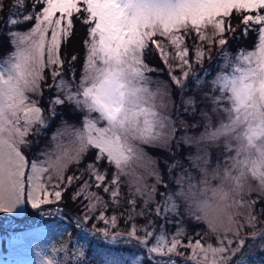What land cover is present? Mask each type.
<instances>
[{"label": "snow or ice", "instance_id": "1", "mask_svg": "<svg viewBox=\"0 0 264 264\" xmlns=\"http://www.w3.org/2000/svg\"><path fill=\"white\" fill-rule=\"evenodd\" d=\"M29 3L31 9L24 11ZM5 8L10 13L6 23L14 29L6 35L15 50L0 62V213L17 212L26 202L33 209L61 202L73 188L70 199L79 208L73 218L76 229L89 231L86 223L99 221L103 226L92 223L91 230L102 239L135 241L147 257L155 258V264H175L173 256L185 255L181 248L190 251L188 259L195 264H233L246 243L240 235L243 229L254 230L253 240H264V229L255 231L264 221L253 211L264 200V0H13L11 5L0 0V12ZM233 16L240 19L241 35H256L253 48H240L235 57L227 50L230 37H226L236 32ZM74 17L87 28L78 80L73 66L77 56L66 61L60 55L62 42L73 33ZM32 21L27 30H15ZM193 33L200 43L190 48L186 40ZM150 46L167 67L171 83L153 81L148 75L161 71L144 59ZM213 47L221 49L223 63L216 76L206 81L194 67L212 59ZM66 64L68 78L60 70ZM229 67L231 71H224ZM45 69L50 71L51 84H46ZM190 77L196 91L205 83L211 85L202 92L211 108L200 109L201 120L191 124L179 108L177 119L160 111L173 104L174 85L183 112L197 114L198 101L185 96ZM42 84L55 89L47 117L39 99L29 95L42 97ZM66 103L83 114L82 126L62 118L52 136L55 147L37 154L43 159L29 161L22 148L30 145L27 138L33 127H47L57 108ZM201 127L197 135H188L190 128ZM180 129L184 135L177 139ZM173 141L177 150L181 144L196 147L195 155L185 156L191 169L182 168L183 162L175 158ZM141 145L161 148L174 157L164 160L168 181L159 159ZM90 151H95L93 159L79 167ZM213 151L223 157L222 164L218 158L213 166ZM102 163L108 167L102 168ZM73 165L76 172L68 175ZM137 167L154 182L147 183ZM109 168L114 169L111 174ZM178 168L182 171L174 176ZM122 178H128L126 200ZM159 188L165 191L159 192L157 200ZM253 193L255 199L246 198ZM137 198L142 201L139 207ZM182 204L189 218L206 224L208 239L184 242ZM153 215L165 222L177 217L176 231L169 235L162 225L156 233L154 221L148 218ZM138 218L147 223L138 225ZM121 220L126 232L115 231ZM66 236L59 247H52L53 255L43 256L42 264H70L86 257L71 233ZM259 249L264 251V243ZM61 253L63 258L57 259ZM147 257L134 254L130 260L111 258L104 264H144ZM235 264L252 262L242 256Z\"/></svg>", "mask_w": 264, "mask_h": 264}, {"label": "rangeland", "instance_id": "2", "mask_svg": "<svg viewBox=\"0 0 264 264\" xmlns=\"http://www.w3.org/2000/svg\"><path fill=\"white\" fill-rule=\"evenodd\" d=\"M8 3L11 5L13 3V0H8ZM30 4V3H29ZM31 5V4H30ZM31 9V6H27L24 11H28ZM39 9H37L38 11ZM19 11V10H16ZM5 13L4 11L0 12V16ZM9 10L7 11V14H5L4 19L1 21L2 26L0 25V34L4 32H8L10 30H14L13 26L7 25L6 21L9 18ZM74 20V29L79 30L82 35V41L86 38L87 28L86 26L80 22V20H77L75 17ZM35 21L28 22V23H22L20 25L15 26V30L24 31L28 28L32 27ZM240 24V19L237 16L232 17V26L237 29V32L234 33V36H237L240 40L239 43H245L247 38H249L250 34L247 38H245L243 35H241L240 28L237 27V25ZM82 27L84 28V31L82 30ZM73 29V30H74ZM209 33L211 32V29L208 30ZM240 34V35H239ZM234 37L232 33H227L226 37ZM9 39V37H8ZM256 40V35L252 33L251 35V41L248 42V45H244L241 48L245 49H252L254 41ZM187 44L191 48L194 43H200V41L197 39V36L193 33L189 37H187L186 40ZM63 42L61 44L60 49V55L62 58V48ZM237 45V46H238ZM230 43L227 45V50L229 51ZM239 49V47H237ZM15 50V46L10 43L7 45L6 50L1 52L0 54V62H3L11 52ZM78 49L74 55H77L79 53ZM221 49L217 47L212 48V60L207 63L205 60L203 65H195L194 71L199 75L205 77L206 81L212 80L216 74L221 70L219 68V65L223 63L222 57L219 55ZM230 52V51H229ZM83 57L85 56V47L83 49ZM233 57L237 54V51H231ZM155 54V51L150 49L146 51L144 59L146 60V56L153 57ZM194 55V53H193ZM214 55H218L217 57H213ZM78 58V57H77ZM85 60V57H84ZM79 58L75 62L77 64L79 62ZM211 62V63H210ZM84 61L76 65L74 68L76 70V77L77 80L82 72ZM150 66H153L150 64ZM156 69H159L161 71L159 72H151L148 73V75L152 78L153 81L155 80H166L169 81L163 75L164 69L157 68L155 65L153 66ZM205 69L208 71L205 72ZM224 71H231V67L224 69ZM168 72V70H167ZM44 74L49 80L50 78V71L49 69H45ZM65 77L68 78L69 74L64 73ZM179 74V70L177 69V73ZM169 75V74H168ZM171 83V81H169ZM188 91L185 92V96H194L196 100L198 101L197 104V114L194 115H188L187 113L183 112V105L181 104L180 100V93L178 89L173 85L171 90V100L173 101V104L169 106V108L166 109H160L164 114L170 115L173 119H177L176 112L177 108H179L182 118L187 120L190 124L196 121H200L201 117L198 115V112L200 109H209L211 108V104L209 101L205 100L202 97V92L209 91L211 85L205 83V85L200 89V91L195 90L194 80L190 77L188 80ZM153 89H155L156 85L155 83L150 85ZM42 88H46L42 85ZM48 91H45L43 94V100L42 97H37L31 93L29 95L33 99H39L40 101V107H42L44 111V115L47 117L48 115V108L47 105L48 101L51 97L55 95V89H46ZM53 93V95H51ZM214 94V93H212ZM178 95V96H177ZM180 101V102H179ZM159 103V101H157ZM68 108L72 111L71 117L69 120H66L69 124H73L77 127L82 126L81 125V119H82V113L74 111L71 105H67ZM58 110H61V106L58 107ZM60 113V112H59ZM59 113L55 116V118H51L50 122L48 123L47 127L41 128L39 125H36L32 129V133L27 139L31 142L29 146L23 147L22 151L25 152L26 156L28 157L29 161L32 159H43V157L38 156L37 154L42 151H50L55 147V141L52 140L53 133L56 132L58 128L61 127V120L62 118L58 117ZM59 118V119H58ZM177 127L179 125L177 124ZM39 130V131H37ZM203 128L199 129H189L188 135H197L200 131H202ZM181 135H184V130L180 129L177 134L176 138L178 139ZM34 143H39V147L35 148L33 150L32 145ZM182 146L179 147V150L176 149L175 142L173 141L172 149L173 151H176V157L179 158L183 164L182 168H189L191 169L190 162L185 159L186 155H195L196 154V147H187L181 144ZM145 148V151L147 154L151 157H155L159 159V168L164 172V179L165 181H168V173L166 171V167L164 164V160L167 159L171 161L174 159L168 151L163 150L158 147H148L143 146ZM158 149V151H157ZM27 150V152H26ZM89 154V153H88ZM231 153H229L230 155ZM95 154H90L88 157L86 156L83 160V162L80 164L79 167L83 168L90 160L93 159ZM33 157V158H32ZM221 160V164L223 163V157L219 156L216 151H213L212 153V161L213 166H215V162L217 159ZM102 168H107V164H101ZM182 168L175 169L173 172V175H177L180 171H182ZM109 174H111L112 171H114L113 168L108 169ZM136 171L142 175L145 176L146 182L151 184L153 183V179L151 177H148L147 172L140 167L136 168ZM193 174L197 176V179L199 178V174L195 172L194 169H192ZM76 172V166L73 165L70 167L68 171V175L73 174ZM78 174V173H77ZM125 180V183L122 185V192L125 194V200L128 198V185H127V179L128 178H122ZM169 187L173 190L176 189V185L172 182H169ZM74 191L73 188H69L68 191L64 194L63 200L61 202H57L54 204H48V205H42L39 209H33L36 212V215L32 218L25 217L27 214H29V208L31 207L30 203L26 202L24 205H22L17 212L14 213H0V227L3 228H10L9 232H11L10 235L7 236V239L9 241H12L8 247H2L0 248V264H42L43 256L45 254L47 255H53L51 249L53 246L59 247L66 239V233H71V236L77 241L78 244L82 245L85 252L86 257L81 258L80 261H71L70 264H86L88 260H90L91 264H104L105 261L111 259V258H123L125 260H130L134 254L142 255L147 257L146 250L140 246L137 242L133 241L131 244L127 243L124 238H121L120 241L116 243H112L110 240H104L101 238L99 233H95L93 230H91V224L95 223L97 227H102L103 225L99 221H92L88 222L85 225V228H88L89 231H84L83 229H76L74 227V214L79 212L78 208V202L77 205H74L72 207H69L68 205H65V201L67 198L66 194L70 192V194ZM165 191L164 188H159L156 199L160 200L161 197L159 195V192ZM108 197L105 195V199ZM255 199L256 194L253 193L251 197H246ZM138 200V207L142 203V201L137 198ZM54 205V206H51ZM51 206V207H49ZM66 206V207H65ZM124 207H127V204H124ZM264 208V200H261L259 203L255 205V208L253 211L255 214L259 216V219L261 221H264V214L260 213V209ZM56 209H60L59 212L56 211ZM123 209H119L118 211H122ZM242 211V210H241ZM51 212V214H48ZM22 216V220H17L18 217ZM25 217V218H24ZM15 218V219H14ZM149 219H152L155 224L154 231L156 233H159L161 231V226L163 225L166 232L171 235L176 231L177 228V217L170 216L169 222H165L163 220L162 225H160V217L157 216H151L148 217ZM180 218L182 219V227L186 229V236L184 237V242H188V238H192L193 242L195 239H200L201 237H204V239H208V237H205L204 234L208 232L207 226L203 222H195L193 219L189 218V216L184 211L183 204L181 205L180 209ZM26 220V221H25ZM136 223L138 225H144L147 223V220L144 218H138L136 220ZM101 224V225H100ZM198 225V226H194ZM190 227V228H188ZM192 227L195 228V230H192ZM260 229H264V223H259L257 225V228L255 231H259ZM128 230L127 226L124 224L123 220L120 221L119 227L115 229V231H121L126 232ZM153 230V229H149ZM254 230L251 228H245L241 231L240 235L245 237L246 243L244 248L241 250L240 254H237V256L233 259V264H235L236 260L241 259V257H246L252 264H264V251H261L259 249V246L261 243H264V240H261L260 238H257L255 240L252 239V232ZM141 234V233H139ZM211 242L216 243L215 237H211ZM181 252H184V257L179 256H173V260L175 261V264H195V262H192L188 259L190 257L191 253L190 251L181 248ZM57 259H62L63 254H56ZM144 264H155V258L147 257L144 260Z\"/></svg>", "mask_w": 264, "mask_h": 264}, {"label": "trees", "instance_id": "3", "mask_svg": "<svg viewBox=\"0 0 264 264\" xmlns=\"http://www.w3.org/2000/svg\"><path fill=\"white\" fill-rule=\"evenodd\" d=\"M28 6H31L30 4H28ZM37 9H39V8H37ZM7 11H8V8H5L4 9V12L5 13H3V15L2 16H0V25L2 26V23H1V21L4 19V15L5 14H7ZM82 30H83V32H85L84 31V28L82 27ZM236 32H237V29H236ZM6 33L7 32H4V33H2V34H0V54H1V52H3L4 50H6V47H7V45L9 44V39H8V36L6 35ZM233 34V36H234V33H232ZM240 35V34H239ZM251 35H252V33H250V36H249V38H247V40L245 41V43H240L239 45H238V43H239V38L237 37V36H234L233 38L230 36V39H229V43H230V48H229V51L231 52V51H237L238 50V48L237 47H239V49L242 47V46H244V45H248V42L249 41H251ZM82 38H83V35H82V33L79 31V30H73V33H72V35L69 37V38H67L64 42H63V45H62V48H63V51H62V58L63 59H65L66 61L67 60H69L70 58H71V56L72 55H74V53H75V48H76V51L78 50V49H80L79 50V53L76 55L78 58H79V62L77 63V64H75V62H74V67L76 66V65H79V64H81L83 61H84V57H83V49H84V44H83V41H82ZM238 45V46H237ZM218 55H214L213 57H217ZM146 60H147V63L150 65H155L157 68H162V70L164 69V72H163V75H165V77L167 78V79H169V75H168V72H167V67L164 65V63L162 62V60L160 59V57H159V55H158V53L157 52H155V54H154V56L153 57H151L150 55L149 56H146ZM212 60V59H211ZM211 60H207L206 59V61H207V63L209 62V61H211ZM211 63V62H210ZM64 70V73L66 72V73H68L67 72V64L65 65V68L63 69ZM50 78H51V76H50ZM49 78V79H50ZM48 82H49V80L48 81H46V84H48ZM45 87V86H44ZM45 89V91H48V90H46V89H48L47 87L46 88H44ZM51 95H53V93H51ZM178 96V95H177ZM41 100H43V97H42V99ZM180 102V101H179ZM47 105V108H49V105L48 104H46ZM67 105H69V104H65V105H63V106H61V110L59 111L58 110V108H57V113H59V116L58 117H60V118H63V119H67V120H69L70 119V117H71V114H72V111L68 108V106ZM59 119V118H58ZM180 146H182V145H180ZM39 147V143H34V145H32V148H33V150L35 149V148H38ZM157 151H158V149H157ZM26 152H27V150H26ZM95 154V151H90L89 152V154L87 155V157L90 155V154ZM33 158V157H32ZM102 164H104V163H102ZM70 196H71V194H70V192H68L67 194H66V197L67 198H65L66 199V201H65V205H68L69 207H72V206H74V205H77V204H74L73 202H72V200L70 199ZM29 204V203H28ZM31 206V205H30ZM51 206H54V205H51ZM51 206H49V207H51ZM66 207V206H65ZM32 207H30L29 209V214H27L25 217H29V218H32V217H34L35 215H36V212L33 210V209H31ZM24 217V218H25ZM23 218H22V216H20V217H18L17 218V220H22ZM26 221V220H25ZM159 222H160V225H162V223H163V219H161L160 218V220H159ZM101 225V224H100ZM194 226H198V225H194ZM188 228H190V227H188ZM9 230H10V228H6V227H4L3 226V228H1L0 227V248H2V247H8V245L12 242V241H9L8 239H7V236L8 235H10L11 234V232H9ZM192 230H195V228H193L192 227ZM138 235H139V233H138Z\"/></svg>", "mask_w": 264, "mask_h": 264}]
</instances>
